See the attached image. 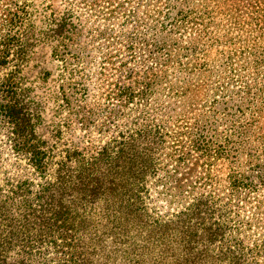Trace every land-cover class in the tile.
I'll return each instance as SVG.
<instances>
[{"label": "trees", "instance_id": "trees-1", "mask_svg": "<svg viewBox=\"0 0 264 264\" xmlns=\"http://www.w3.org/2000/svg\"><path fill=\"white\" fill-rule=\"evenodd\" d=\"M133 1L127 20L135 38L128 41L127 63L148 46L151 51L143 61L151 63L149 68L199 66L208 56V42L214 47L213 40L224 41L209 37L216 29H229L224 21L231 23V31L242 30L241 21L254 22L258 14L250 5L246 11L244 0ZM10 3L0 52L4 63L10 56L18 63L24 59L21 45H29L30 14L25 3ZM42 35L50 39L48 32ZM253 38L240 42L244 49L228 51L223 69L225 89L245 106L240 110L242 123L238 120L240 127L221 138L204 131L187 138L181 147L183 160L197 157L204 173L179 191L183 209L172 216H155L140 201L151 150L127 146L114 154L105 152L101 159L76 152L74 164L61 160L53 169L50 150L37 137L17 90L9 86L0 103L9 151L16 160L26 159L31 175L41 182L35 193L32 177L20 179L7 192L0 184V264H25L15 261L16 250L21 258L28 256L30 264H264V47L255 46L262 35ZM231 41L229 45H236L237 40ZM238 50L246 60L243 67L231 63L236 55L232 51ZM128 79L133 85L120 84L117 96L122 112L128 110L127 115L137 119L135 135H142L149 99L156 91L147 77L130 73ZM237 82L243 83L240 90H235ZM224 156L236 165L226 177H216L210 169ZM98 202L103 212H93ZM243 210L249 212L245 220L235 219L234 213Z\"/></svg>", "mask_w": 264, "mask_h": 264}, {"label": "rangeland", "instance_id": "rangeland-1", "mask_svg": "<svg viewBox=\"0 0 264 264\" xmlns=\"http://www.w3.org/2000/svg\"><path fill=\"white\" fill-rule=\"evenodd\" d=\"M12 1L0 0V49L5 37L4 20L11 17L8 8ZM17 1L28 5L29 45H21L24 59L18 63L12 61L13 56L4 63L0 52V103L7 94L5 90L14 86L32 117L37 137L50 150L48 158L53 169L61 160L74 164L76 152L85 158L101 159L103 153L114 154L127 146L151 150L152 164L141 193V204L155 216L178 213L184 204L180 200L183 195L177 197V194L204 173L197 157L187 155L190 159L183 160L184 142L202 131L221 138L240 127L238 120L242 123L240 110L245 106L238 95H230L225 89L228 79L223 69L230 49L235 46L244 49L240 42L254 41V36L262 35L263 39H257L255 46L258 50L264 47V0H241L246 11L249 5L250 9L258 10L255 21L244 18L243 29L237 31H231V23L224 21L229 23V29H216L209 36L224 41L213 40L217 44L214 47L209 46L212 40L209 41L208 56L198 61L199 66L190 65L185 71L180 66L147 67L151 63L146 65L143 58L151 51L148 46L138 49L134 61L127 63L128 41L135 38L131 21L127 20L135 6L133 0L131 4L126 0ZM125 5H128L126 10ZM143 9L140 7L141 14ZM58 24L63 27L61 33L52 30L60 27ZM42 32H48L50 39ZM231 40H237L236 45H229ZM57 44L59 48H55ZM232 52L236 55L231 63L243 67L246 60L240 58L242 51ZM130 73L149 78L156 91L149 99L142 135H135L137 119L127 115L128 110L122 112L117 96L120 84L133 85L128 79ZM235 84V90H240L243 83ZM8 138L0 122V184L7 192L20 179L32 177L35 187L31 191L35 193L41 180L31 175L26 159L16 160L10 153ZM231 162V157L219 159L210 169L212 175L226 177L229 167L236 165ZM17 198L19 202L22 200V196ZM92 208L96 213L103 210L99 202ZM248 213V210L237 211L240 216L235 213L233 216L245 220ZM16 254V262L30 264L28 256L21 258L17 250Z\"/></svg>", "mask_w": 264, "mask_h": 264}]
</instances>
